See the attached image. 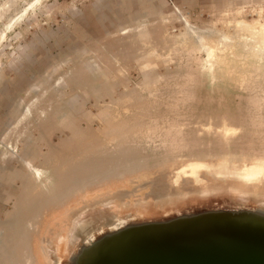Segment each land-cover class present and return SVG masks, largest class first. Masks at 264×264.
I'll return each instance as SVG.
<instances>
[{"label":"rangeland","instance_id":"374dc122","mask_svg":"<svg viewBox=\"0 0 264 264\" xmlns=\"http://www.w3.org/2000/svg\"><path fill=\"white\" fill-rule=\"evenodd\" d=\"M81 111L89 145L100 132V162L95 174L85 163L77 193L30 157L66 137L52 128L59 117ZM261 159L264 0H0V264H47L43 238L57 241L72 210L119 189L131 202L121 213L232 209L234 198L255 208L245 168ZM188 161L202 166L182 175L187 190L207 193L156 205L159 169ZM219 189L237 196L219 201Z\"/></svg>","mask_w":264,"mask_h":264},{"label":"water","instance_id":"95a60500","mask_svg":"<svg viewBox=\"0 0 264 264\" xmlns=\"http://www.w3.org/2000/svg\"><path fill=\"white\" fill-rule=\"evenodd\" d=\"M229 204L235 207L155 217L115 210L118 220L96 224L82 239L79 264H264V214Z\"/></svg>","mask_w":264,"mask_h":264},{"label":"bare ground","instance_id":"6f19581e","mask_svg":"<svg viewBox=\"0 0 264 264\" xmlns=\"http://www.w3.org/2000/svg\"><path fill=\"white\" fill-rule=\"evenodd\" d=\"M200 37L201 36L198 35L199 39ZM23 161L29 171H35L36 173L39 172L29 160L24 159ZM201 166L202 164H200L199 161H188L187 164L177 167L175 170H171L167 166L159 169L153 179L154 186L149 193V195H152L154 203L156 205L170 204L175 198L184 197L185 194L192 196L205 195L207 192L205 188H203V185L195 184L190 191L187 190L189 189L187 186H189L191 181L181 178L183 174H189L191 176V174H194L196 171V168ZM245 173L248 177L253 178V180H258L259 186L257 187L256 197L257 200L263 203L264 159L249 163L245 168ZM129 196V190L119 189L103 199H96L92 202L85 203L82 207L72 210L68 215L70 221H68L67 230L66 232L63 230L58 232L57 241H54L49 237L43 238L46 263L59 264L62 255H66L71 262L76 256L81 257L83 254L85 255L83 246H81L82 239L92 232L91 230L96 224H106L110 221L116 220L118 217L117 213L113 214V212H116L115 210H117L121 213L122 207H129L131 205V202L127 198ZM141 203H143V200H138L136 205H140ZM63 240L64 246L62 248ZM60 249L63 254L60 253Z\"/></svg>","mask_w":264,"mask_h":264},{"label":"crops","instance_id":"0c3cea01","mask_svg":"<svg viewBox=\"0 0 264 264\" xmlns=\"http://www.w3.org/2000/svg\"><path fill=\"white\" fill-rule=\"evenodd\" d=\"M97 115L94 114L93 119L98 118L96 117ZM60 119L57 120V122H54V127L60 129L62 132L63 131H67V135L66 137H64V139L58 144V145H53L52 143H50V138L48 139V150L45 151L43 150V147L41 146L40 150L38 151V154L36 156L30 157V159L33 161L34 164H36L37 166L42 167L43 169H49L51 170L49 172V176L48 178H55L57 180V185L60 184L62 185H66V190L69 191V187L72 188V186L76 185L77 186V193H80L81 190L80 188H78L79 186H82V193L84 191V185H85V169H89L90 167H85V163H87V165H90L92 168L93 173L95 174L96 171H98L99 167V162H100V132L94 130V135H93V145H89L88 140L85 138L86 135V131L83 128L84 122L87 119V115L85 114L84 111L81 112H77L75 115V118H68V116H66V114H63L61 117H59ZM100 119V118H98ZM69 126H75V130L72 129L71 132L69 133ZM76 139L77 144H79L78 151L74 148L73 143L75 142L73 139ZM86 139L88 145L84 146V140ZM82 143V144H80ZM42 145V144H41ZM62 150H64V152L70 153V156L63 161L62 159ZM86 153L88 154H92V155H88L86 157ZM76 154V156H75ZM142 159V158H141ZM143 160V159H142ZM91 163V164H90ZM126 165L123 166V168H132L134 166H132V163L129 162V165H127V167H125ZM55 169V170H54ZM54 170V171H53ZM20 171V170H19ZM21 172H19L20 174ZM246 174V173H245ZM44 175H46V173H44ZM44 176V182H42V186L47 184V180L45 179ZM246 179L249 180H253V178L248 177L246 175ZM95 178V177H94ZM98 178L99 175H98ZM48 179V180H49ZM256 181H258L257 179H254ZM50 183V182H49ZM38 186L36 187L34 190H32L31 192L33 193L34 197H38L37 195L40 193H44L47 190L41 188L42 186ZM259 186V182L257 184V186L255 187L256 191H257V187ZM45 190V191H44ZM245 191V190H244ZM244 193V192H243ZM257 192H251L248 195L251 196L255 203H256V207L254 209H258L261 213L263 211L264 213V202H260L259 200H257ZM253 194V195H252ZM245 196V194H244ZM256 198V199H255ZM239 206H241L239 203H237ZM154 207L156 208V210L153 211H147V213L149 212V214H147L150 217H155L157 214H159L157 211H160L158 209V207H156L154 205ZM156 211V212H155ZM118 218V217H117Z\"/></svg>","mask_w":264,"mask_h":264},{"label":"flooded vegetation","instance_id":"af4514ba","mask_svg":"<svg viewBox=\"0 0 264 264\" xmlns=\"http://www.w3.org/2000/svg\"><path fill=\"white\" fill-rule=\"evenodd\" d=\"M219 191H220V193H215V195H212V196H215V198H217V199H219V201H227V200H225V197H230L231 198V196L232 197H236L237 195H233V194H226V193H223V189H219ZM222 192V193H221ZM225 195V196H224ZM194 199H196V198H194ZM209 199H212V198H209ZM241 199V198H240ZM234 200H237V203H238V200L239 199H237V198H234ZM251 199H249V201H250ZM193 201H197V200H193ZM213 201V200H212ZM208 202H211L210 200H208ZM213 202H215V200L213 201ZM212 202V203H213ZM192 203H196V202H192ZM214 204H216V203H214ZM254 204V203H253Z\"/></svg>","mask_w":264,"mask_h":264}]
</instances>
